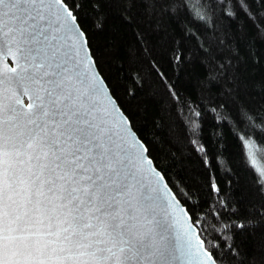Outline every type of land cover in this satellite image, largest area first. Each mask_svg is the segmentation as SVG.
Returning a JSON list of instances; mask_svg holds the SVG:
<instances>
[{
	"label": "snow or ice",
	"instance_id": "1",
	"mask_svg": "<svg viewBox=\"0 0 264 264\" xmlns=\"http://www.w3.org/2000/svg\"><path fill=\"white\" fill-rule=\"evenodd\" d=\"M83 2L0 0V264H221L94 67Z\"/></svg>",
	"mask_w": 264,
	"mask_h": 264
},
{
	"label": "trees",
	"instance_id": "2",
	"mask_svg": "<svg viewBox=\"0 0 264 264\" xmlns=\"http://www.w3.org/2000/svg\"><path fill=\"white\" fill-rule=\"evenodd\" d=\"M80 25L207 246L221 264H264V185L242 140L264 150L259 0H84Z\"/></svg>",
	"mask_w": 264,
	"mask_h": 264
},
{
	"label": "water",
	"instance_id": "3",
	"mask_svg": "<svg viewBox=\"0 0 264 264\" xmlns=\"http://www.w3.org/2000/svg\"><path fill=\"white\" fill-rule=\"evenodd\" d=\"M88 47H89V44H88ZM94 67L95 68H97L98 69V67H97V64L95 63V65H94ZM98 71H99V69H98ZM99 74H101L100 73V71H99ZM102 75V74H101ZM103 77V76H102ZM104 79V78H103ZM105 80V79H104ZM106 84H107V82H106ZM108 86V85H107ZM109 87V86H108ZM111 94H112V92H111ZM113 95V94H112ZM114 96V95H113ZM116 99V98H115ZM117 101V100H116ZM118 102V101H117ZM119 104V103H118ZM120 106V105H119ZM139 136V135H138ZM143 142V141H142ZM144 143V142H143ZM145 144V143H144ZM146 145V144H145ZM152 159V158H151ZM153 160V159H152ZM154 162V161H153ZM154 165H155V163H154ZM156 166V165H155ZM156 168H157V166H156ZM157 170L158 171H160L158 168H157ZM161 172V171H160ZM162 173V172H161ZM163 174V173H162ZM167 181V180H166ZM168 183V182H167ZM168 185H169V183H168ZM169 187H170V189L172 190V193H173V195L176 197V199L180 202V204H181V206L182 207H184L187 211H188V209H187V207L181 202V200L176 196V194H175V192L173 191V189L171 188V186L169 185ZM189 212V211H188ZM189 215H191L190 213H189ZM196 229H197V231L198 232H200L199 231V229H198V227L196 226Z\"/></svg>",
	"mask_w": 264,
	"mask_h": 264
},
{
	"label": "rangeland",
	"instance_id": "4",
	"mask_svg": "<svg viewBox=\"0 0 264 264\" xmlns=\"http://www.w3.org/2000/svg\"><path fill=\"white\" fill-rule=\"evenodd\" d=\"M255 150L257 151V153L260 152L256 147H255ZM259 166L262 167V168H264V159H261V160L259 161Z\"/></svg>",
	"mask_w": 264,
	"mask_h": 264
}]
</instances>
